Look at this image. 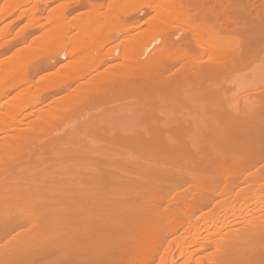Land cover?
<instances>
[{"label": "bare ground", "instance_id": "1", "mask_svg": "<svg viewBox=\"0 0 264 264\" xmlns=\"http://www.w3.org/2000/svg\"><path fill=\"white\" fill-rule=\"evenodd\" d=\"M31 1L0 0V20ZM56 1L0 62V264H264V84L240 101L213 83L264 58V0ZM184 83L202 92L182 96ZM123 91L140 102L131 124L58 146L55 122Z\"/></svg>", "mask_w": 264, "mask_h": 264}, {"label": "rangeland", "instance_id": "2", "mask_svg": "<svg viewBox=\"0 0 264 264\" xmlns=\"http://www.w3.org/2000/svg\"><path fill=\"white\" fill-rule=\"evenodd\" d=\"M36 1H38V0H32L28 5H22L21 7L17 8V9L15 8L16 9V10L14 9L15 12L10 13V14L8 13L7 17H6V15L4 16L5 18L3 17L4 20H2L3 18L0 20V31L2 32V30L4 29L3 27H6L5 25H7V26L9 25L8 32L10 31L6 37V40H7V43L9 46L6 45L4 38L2 36H0V62L1 61L3 62L7 59H10L11 56L16 51V49L21 47V44L22 45L27 44V42H30L32 37H34V34H38L39 32L41 33V31L44 30V27H42V29L36 28L37 30L34 28V30H36V31L33 32L32 29L26 23L27 20L29 21L27 16H29V18H30V16L34 17V15H36L37 18L41 17L40 18L41 20L38 18L37 23H39L40 21L44 22L46 15L49 14V10L53 6H56L57 4H59V2H60V1L55 0V2L49 1V2H47V4H43V3H39L40 0L38 2H36ZM94 1L103 2V3L108 2V0H94ZM1 8H2V3H0V9ZM72 10L73 11L68 13V15H67L68 17H70L69 19H72L73 16H77L78 14L83 15V13H82L83 10L79 7L74 8ZM10 11L12 12V10H10ZM21 12H23V14H21ZM20 14H21V16H20ZM32 14H34V15H32ZM152 14H153L152 12L146 10V11H143L140 14L133 16V17L134 18L136 17L135 20H137V22H139V21H143V19H146L147 17H149ZM132 20H134V19L132 18ZM126 23H128V20L126 21ZM134 24H138V23H134ZM24 26H27L29 28V31H32V33L28 31V33H31V34H27L28 36L26 35L27 36L26 38L23 37V40L26 39V41L24 40L22 42V40H19V41H21V43L17 41L18 44H16V42H15L16 40H15L13 44H16V45H11L10 40L14 39L16 32L21 30ZM27 27H26V29H28ZM23 29H25V28H23ZM175 31L176 30H174V32ZM175 33H173V34H175ZM178 33L181 34L180 31ZM1 34L2 33H0V35ZM126 34L127 33H123L120 35L119 39L114 38L113 41L104 45L103 48L100 49L99 53H101L102 55L106 54L107 50L109 48L113 47V45H116V43L122 41V39L124 38V36ZM3 41L5 42V45H4ZM5 46H8V47H5ZM116 49H120V47L116 45ZM203 55H204V58H206L207 54L206 55L203 54ZM56 59H57V61L54 62L55 66L53 65L54 68L59 63L65 61V60H69V58H66V57H59V58L57 57ZM108 60H106L104 65H102L99 68H97L96 70L90 72V74L88 75V78L92 74H94L98 71L102 72L103 70L107 69L110 64L117 63L120 61V59H115V60L114 59L113 60L108 59ZM180 64H181V61L177 64V66H179ZM263 64H264V58H262L261 56H258L255 59L247 62L246 65H244L245 67H243L242 65H238L236 69H235L236 65L234 67H231L232 69H230L229 66H228L229 69L226 67V69H224V72L222 71V73H220V76H218V78H216L213 81L214 86L216 88L215 90L225 99H228V98H230V96H232V97H238L241 101L242 100L241 96H243V95H247L248 99H252L253 97H255L257 95L258 89L261 88V86L264 84V65ZM42 70L44 71V69H42ZM42 70L40 69L41 72H42ZM38 73L40 74V72H38ZM184 74H185V70H184ZM75 83H73V84H75ZM38 86H39V88L42 89V88L48 86V84H47L46 80L42 79L41 83ZM196 89H197V91H200L199 90L200 88H196L194 84L184 83V84L178 85L176 91L185 97H190L191 94H192L191 97H195L196 94L199 95V92L196 94L194 93V91H196ZM176 91L173 90L174 93H177ZM123 92H122L123 94L121 93V95H119V96H117L118 94L116 96L114 95L115 96L114 99H112V97H114V96L110 97L111 100H109L107 102L102 103V101H101V103H100V100L98 102L95 101V102L100 104V105L98 104L99 106L98 105L90 106L91 105L90 103H89L90 105H88V106H86V104H88V103L83 104V105H85V111L83 110L84 109L83 108L82 109L83 112L81 114H79V113L73 114V113L77 112L76 110H78V109L74 110L73 113L71 110L70 112L73 115L69 116L71 114V113H69V115H68V117H66V119L65 118H64V120L60 119V121L55 122V125L52 126L53 131L49 130L50 132L49 131L48 132L50 134L52 133L51 135H52L53 139H56L59 137L62 138V135L64 136V138H66V140L61 139V142L58 141L59 139L56 140L59 142L58 146L61 147L60 143H62L63 146H67L66 148H69V147H71V148L76 147L77 148V146H90L91 145V143L93 142L91 130L93 128H95V127H93L95 124L100 123L101 121L104 122V124L108 123L111 126H117V127L128 126L129 124H131L135 120L134 119L135 116L140 111V110L138 111V109H140L139 108L140 102L138 101L136 94L130 93V92H125V91H123ZM200 92H202V91H200ZM55 93H54V91L53 92L50 91L45 95L43 94L41 96L42 97L41 101L44 99L47 103V100H49V103L52 106L53 102H50V100L53 97L58 96L62 92L57 93V94H55ZM193 93L195 96H193ZM164 95H167V94L164 93ZM156 97L157 96H155V98ZM169 97L170 96H167L168 99H169ZM108 99H105V100H108ZM49 103H47V104L49 105ZM91 103H93V102H91ZM41 104H39V105H41ZM43 104L46 106L45 103H43ZM191 108H195V107H191ZM191 108L189 109L186 107V108H183V110L179 109L181 111V112L180 111L179 112L182 114H184V113L191 114L195 110V109H193V111H192ZM173 109H174V107H173ZM173 109L169 105L166 104L164 107H162L161 109L158 110V112H159L158 114H160L161 116H164V117H171V115L173 113H175V111H173ZM176 111H178V110H176ZM78 112H80V111H78ZM176 114H177V112H176ZM95 121H97V122H95ZM51 135H47V136L51 137ZM40 136H42V134ZM43 137H44V134H43ZM67 137H68V141H67ZM44 138L46 139V137H44ZM44 138H43V141H44ZM52 138L50 139L51 144L53 141H55ZM40 141H41V139H40ZM58 142L53 143V145L54 144L56 145V148L58 147L57 146ZM63 148L64 147H61V149H63ZM222 207H224V206L222 205ZM198 221H200V219ZM179 262L180 261H178V263Z\"/></svg>", "mask_w": 264, "mask_h": 264}]
</instances>
